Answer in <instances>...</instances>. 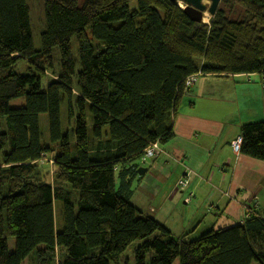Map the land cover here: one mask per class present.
<instances>
[{
  "label": "trees",
  "instance_id": "1",
  "mask_svg": "<svg viewBox=\"0 0 264 264\" xmlns=\"http://www.w3.org/2000/svg\"><path fill=\"white\" fill-rule=\"evenodd\" d=\"M54 1L36 50L27 0H0V153L9 148L0 164V264H24L35 253L37 264H129L122 257L129 249L134 264H264V212L254 207L242 223L191 238L176 236L130 200L144 150L174 137L189 76L264 80V0H222L209 23L192 21L174 0H142L138 10L130 0ZM79 8L90 16L83 27L91 38L79 53L85 80L78 82L75 144L64 133L52 147L32 127L40 114L62 121L59 84L72 86L79 75L75 52L61 55L58 80L28 106L10 101L17 80L33 91L39 75L54 69V48L81 29ZM20 59L28 62L26 74L14 70ZM88 116L105 130L101 139L88 131ZM240 135V152L264 160V120L246 122ZM45 153H53V182L40 178Z\"/></svg>",
  "mask_w": 264,
  "mask_h": 264
},
{
  "label": "crops",
  "instance_id": "2",
  "mask_svg": "<svg viewBox=\"0 0 264 264\" xmlns=\"http://www.w3.org/2000/svg\"><path fill=\"white\" fill-rule=\"evenodd\" d=\"M70 41L58 46L66 47L61 52L73 51L68 47ZM248 75L198 76L179 102L173 139L161 144L156 157L143 161L141 156L138 161L147 170L141 179L135 177L132 181L131 202L176 236L194 238L208 229L237 225L244 221L250 207L264 212V160L235 151L231 145L240 134L241 125L264 120V114L252 118L241 112L243 105H252L248 95L244 97L239 90L251 84ZM84 80L85 74H81L79 83ZM59 86L62 93L71 88L63 82ZM34 93L38 91L35 89ZM75 117L76 112L73 120ZM53 123L62 125V121ZM75 123L74 127H64L63 132L72 135ZM156 123V128L161 129L164 118ZM88 131L97 140L105 132L102 127H95L92 119L88 120ZM71 140L75 143L74 135ZM180 178L189 179L183 190H177ZM190 194L193 196L188 200Z\"/></svg>",
  "mask_w": 264,
  "mask_h": 264
},
{
  "label": "rangeland",
  "instance_id": "3",
  "mask_svg": "<svg viewBox=\"0 0 264 264\" xmlns=\"http://www.w3.org/2000/svg\"><path fill=\"white\" fill-rule=\"evenodd\" d=\"M28 7L30 8V19L32 22L31 30H33V41H34V46L37 49H41L42 47V41L40 38L41 32L43 31V28L45 26V20H46V14L48 12L55 11L57 9V4L54 0H27ZM130 8L132 10H135L138 8L141 9L144 6H146V2L142 0H130ZM180 6L183 7L184 3L179 2ZM221 6V3L220 5ZM78 19H79V25H80V30L78 35L73 37L68 44L69 48L75 52L76 56V62H77V71H78V76L75 80V83L70 86L71 88H65V91L63 93L64 97V102L62 104V109H63V114H62V125L58 123H50L47 119V114H40V117L37 119V123L32 127V131L39 137L41 136L42 140L44 142L52 147L56 146L58 141L60 140L59 138L63 135V129L64 127H68L69 124H71L69 127H74L73 121L75 123L74 115L75 112H77V108L75 107L76 105V100H77V93H79L80 88L78 85V82L80 81V72L79 69H81L80 62H79V53L81 49V42L83 43V39L89 40L91 38L90 32L88 31L87 28L83 27V24L85 21L90 17L89 14L85 11H83L81 8H79L78 12ZM213 17V16H212ZM207 19L208 16L206 17V22L208 21ZM117 45V44H116ZM66 47L62 46L60 48H54V63L55 67L53 70H46L44 74L39 75L38 82H36L34 86V90L36 89L39 91L41 88L42 90L45 88L47 82L50 79H56L58 80V76L54 73L56 71H59L60 65H61V55L63 52H61L62 49ZM15 71L16 73H21V74H26L28 71V62L27 60H18L15 63ZM15 77V76H14ZM203 77V76H200ZM16 78V77H15ZM248 78H250L252 81L249 82L251 83L249 86L241 87L239 90L241 94L245 97L247 96V100L249 101V104L251 103V107L247 105H243L241 112H244L245 114L248 113L251 115V117H257L260 116L261 114H264V80L259 77L258 75L255 74L253 75H248ZM14 79V78H13ZM248 83V82H247ZM244 86V85H242ZM17 95L16 98L11 99L10 105L12 107H17V106H28L33 100L36 95V93L33 94L34 90L31 91L30 87L22 83L21 81L17 80ZM262 91V92H261ZM246 94V95H244ZM34 95V96H33ZM228 106H225L227 108ZM252 117V118H253ZM88 120L91 121V117L88 116ZM261 121V120H257ZM256 122V121H254ZM244 125V124H243ZM241 125V127L243 126ZM240 127V130H241ZM238 135V134H237ZM236 138V137H235ZM73 143V142H72ZM75 144V143H73ZM162 145L157 149L158 152L161 151ZM8 147L4 149L0 153V164H2V155L3 153L8 151ZM42 167V173H41V179L43 178H48L49 181L53 182L51 178L54 172V157L53 153H45L44 156L42 157V160L38 163ZM50 175V177H49ZM68 189V187H66ZM73 194V198H76V194ZM183 201V200H182ZM55 212H56V219L58 223V215L60 214L59 212V206H57V203L55 205ZM236 219V216L234 217L233 220ZM236 222V221H234ZM3 214L0 211V235L4 234V226H3ZM15 243H16V238L11 236L8 239V244L9 248L11 250H15ZM130 250V249H129ZM127 250L124 254H122L123 258H127L129 264H134V254H133V249L131 251ZM38 254H33L30 258V260H25L24 264H37L39 261ZM58 264V263H55ZM173 264H179V259L175 260ZM257 264V263H254Z\"/></svg>",
  "mask_w": 264,
  "mask_h": 264
},
{
  "label": "water",
  "instance_id": "4",
  "mask_svg": "<svg viewBox=\"0 0 264 264\" xmlns=\"http://www.w3.org/2000/svg\"><path fill=\"white\" fill-rule=\"evenodd\" d=\"M172 1V0H171ZM184 3L183 11L188 14V16L194 22H203L209 23V20L214 16L218 11V7L222 0H174ZM209 19L206 22V17ZM147 167H139L137 173L144 175Z\"/></svg>",
  "mask_w": 264,
  "mask_h": 264
},
{
  "label": "built area",
  "instance_id": "5",
  "mask_svg": "<svg viewBox=\"0 0 264 264\" xmlns=\"http://www.w3.org/2000/svg\"><path fill=\"white\" fill-rule=\"evenodd\" d=\"M200 75V73L198 74H195V75H192V76H189L187 78V86L188 88L191 87L193 84H195V82L197 81L198 79V76ZM242 140H243V137L242 135H237V137L235 138V140L232 141L231 145L233 147V149L235 151H240L241 149V143H242ZM160 142L158 141H155V143H152L150 144L144 151V155L142 157L143 161L149 159V158H153V157H156V155L158 154V148L160 147ZM189 179L187 178H180V180L177 181V190H180V189H185L188 185H189ZM193 195L190 194V196L188 197V200H190L192 198Z\"/></svg>",
  "mask_w": 264,
  "mask_h": 264
},
{
  "label": "clouds",
  "instance_id": "6",
  "mask_svg": "<svg viewBox=\"0 0 264 264\" xmlns=\"http://www.w3.org/2000/svg\"><path fill=\"white\" fill-rule=\"evenodd\" d=\"M184 7V6H183Z\"/></svg>",
  "mask_w": 264,
  "mask_h": 264
}]
</instances>
